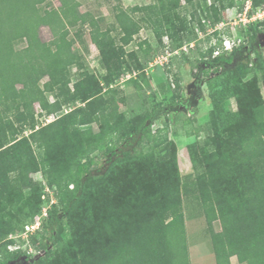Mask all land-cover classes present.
Masks as SVG:
<instances>
[{
	"label": "trees",
	"instance_id": "trees-1",
	"mask_svg": "<svg viewBox=\"0 0 264 264\" xmlns=\"http://www.w3.org/2000/svg\"><path fill=\"white\" fill-rule=\"evenodd\" d=\"M250 1L251 12L264 8V0ZM237 2L154 0L126 8L117 0L115 20L103 27L105 18L81 10L80 0H61L59 7L50 0H0V264L35 259L21 245L10 246L26 242L19 235L42 212L48 187L57 202L31 236L45 250L31 264H190L186 200L208 222L217 264H232L233 256L264 264V21L240 29L246 42L230 53L214 56L223 44L220 30L213 32L216 44L194 46L197 57L184 50L198 29L226 21ZM43 26L52 40L42 38ZM144 28L158 46L141 43L142 60L126 46ZM87 34L99 51L100 74L85 56ZM250 48L253 64L243 56ZM177 50L208 76L212 104L208 135L188 146L196 173L186 182L176 142L160 135L162 128L153 131L165 103L149 109L140 94L123 108L113 90L123 76L142 70L144 78L157 55ZM231 99L236 109L226 108Z\"/></svg>",
	"mask_w": 264,
	"mask_h": 264
},
{
	"label": "rangeland",
	"instance_id": "rangeland-1",
	"mask_svg": "<svg viewBox=\"0 0 264 264\" xmlns=\"http://www.w3.org/2000/svg\"><path fill=\"white\" fill-rule=\"evenodd\" d=\"M50 1L55 7H59L61 5V0ZM152 1L154 0H122V3L126 8H132L135 5H142ZM181 1L184 5H187V0ZM237 1V6L235 8H229L226 10L228 15L226 21L224 20L216 26L211 27L207 32H203L201 29H198L196 41L190 43V45L186 44L184 46L186 54H188L191 58L197 57L198 51L194 46H196L198 42L201 45L200 47L203 49H207V47L211 44H215L218 39L215 35H213V32L216 30L223 32L222 34L225 40H235L236 45L239 43L240 45L243 44L246 40L247 34L245 31L241 32L240 29L245 27L246 24L241 21V16H238L239 12L235 11L238 7H240L241 0ZM80 2L82 3L81 10H90L97 17L105 18L103 27L115 20L113 5L117 3V0H80ZM136 15L138 16L140 13H136ZM196 24L197 23H195V26L198 28ZM226 30H228L230 34L224 33ZM74 31L75 28H72V32ZM40 34L46 41L53 39V34L49 26H43L40 30ZM261 37V51L264 56V35L261 34ZM86 38L89 43V52H85L80 43H75V48L85 52V56L91 67L94 68L98 74H100L102 69L100 68L98 59L99 51L96 45L91 42L88 34L86 35ZM146 41L151 44L154 49L157 48L158 42L154 34L149 29L144 28L141 30L139 35L135 36V39L127 45L126 48L128 51H138L140 58L144 60V51L141 49L140 44ZM164 42H169V38L167 36L164 38ZM23 45L24 44H20V47ZM143 47L145 49L147 47V43L143 44ZM243 56L247 58L250 64H253L255 54L251 48L243 52ZM238 59V61H240L242 57L239 56ZM236 62L237 61H235L233 65H235ZM139 73H142V70L123 76L118 83L114 85L113 90L118 92L119 102L123 108L126 107L127 98L129 102H134L136 99H142L140 94H145V97L147 96L144 102L149 109L159 101H163L165 103L166 112L162 110L159 113L153 124V131L156 132L155 134H158L157 132L159 128H162L163 131L159 134H166L170 139L176 142L178 148L179 168L183 182H186L187 180L195 177L196 173L192 166L188 146L189 144L203 139L208 135L206 124L210 119V109L212 108L209 98V87L206 82L208 76L202 73L201 67H194L191 62H189L187 56L182 55L180 50H177L174 53L167 51L162 55H157L144 69L145 77L143 78L139 76ZM131 78H137L139 83L133 82ZM47 79L48 78L46 77L44 81ZM178 82L180 83L178 90L181 91L182 99L175 103L171 100V97L174 94V86L177 85ZM168 103H171V105L168 106ZM36 106L37 108L39 107L38 104H36ZM225 106L227 109H236V100L231 99ZM51 119L52 118L48 120L50 121ZM94 126L96 130H98L97 125ZM151 146H148L145 151L149 150ZM92 153L93 155L98 156L97 159L99 162H105L106 157L97 148L93 149ZM34 177L38 180H42L43 178L41 173L35 174ZM46 200L47 199L44 198L43 204L46 205L47 211L49 212L57 200L55 198L56 201L54 203H51L50 199H48L49 202H46ZM185 204L190 264H217L211 236L207 229L208 222L205 216L201 212L193 210L191 203L187 200L185 201ZM214 224L216 230L219 231L222 229L219 221H216ZM16 245L24 247L26 242L24 244H20L18 241ZM29 245L31 246L29 250H42V248L39 247L38 242L34 241V243L31 242ZM231 260L232 264H246L240 263L236 256H233Z\"/></svg>",
	"mask_w": 264,
	"mask_h": 264
},
{
	"label": "built area",
	"instance_id": "built-area-1",
	"mask_svg": "<svg viewBox=\"0 0 264 264\" xmlns=\"http://www.w3.org/2000/svg\"><path fill=\"white\" fill-rule=\"evenodd\" d=\"M238 16H241V21H243L244 24H248L251 22H256V21H264V8L261 7L255 12H251V1L247 0V5L245 9L241 12H239ZM216 44V43H215ZM240 46V43L236 45L235 40H230V39H223V44L222 46H219L216 48L214 51V56L220 55L222 52L226 51L228 53L232 52L235 47ZM47 191L49 195H44V198L47 199L46 202H49L48 199H50L51 203H54L57 198L55 197V192L51 188H47ZM48 196V198H47ZM56 198V200H55ZM48 211L46 208V205H42V212L35 218L34 221H31L25 225L24 231L19 235L23 240L26 241V245L23 247V249L27 250L28 254L31 255H37L40 251V249H37L36 251L29 250L31 247L29 244H31V236L37 234L41 227H42V221L44 218L48 216ZM11 249H17L19 248L18 245H13L10 246ZM39 248V247H38Z\"/></svg>",
	"mask_w": 264,
	"mask_h": 264
},
{
	"label": "flooded vegetation",
	"instance_id": "flooded-vegetation-1",
	"mask_svg": "<svg viewBox=\"0 0 264 264\" xmlns=\"http://www.w3.org/2000/svg\"><path fill=\"white\" fill-rule=\"evenodd\" d=\"M12 263H15V264H31L32 263V259L23 256V258H21V259H19L17 261H14Z\"/></svg>",
	"mask_w": 264,
	"mask_h": 264
},
{
	"label": "water",
	"instance_id": "water-1",
	"mask_svg": "<svg viewBox=\"0 0 264 264\" xmlns=\"http://www.w3.org/2000/svg\"><path fill=\"white\" fill-rule=\"evenodd\" d=\"M44 254H45V250H44L43 252L37 254V255L35 256V259H33L32 261L34 262L36 259H38L39 257L43 256ZM10 264H15V263H10Z\"/></svg>",
	"mask_w": 264,
	"mask_h": 264
}]
</instances>
